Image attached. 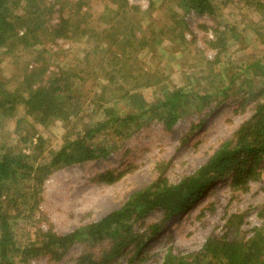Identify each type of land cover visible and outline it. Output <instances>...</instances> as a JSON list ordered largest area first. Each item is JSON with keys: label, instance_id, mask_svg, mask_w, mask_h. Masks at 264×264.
<instances>
[{"label": "trees", "instance_id": "trees-1", "mask_svg": "<svg viewBox=\"0 0 264 264\" xmlns=\"http://www.w3.org/2000/svg\"><path fill=\"white\" fill-rule=\"evenodd\" d=\"M238 1L259 16L264 28V0ZM172 2L185 13L192 11L209 18L217 14L211 0ZM71 6H75V19L71 15L68 19H60L49 33L72 43H80L83 38L89 43L92 37L100 39L101 44L106 45L103 56L117 67H112L109 72L100 68L106 84L98 94L90 97L83 91L85 87H81L80 75L67 69H58L48 75L46 69L29 71L13 89L8 88L9 82L0 78L1 120L13 118L22 107L24 114L41 126L59 121L68 128L58 146L46 153L41 137L37 136L33 144L32 136L20 135L18 126L15 129L17 136L20 135L17 145H0V264H30L42 257L57 264L73 246L85 250L71 258L72 264H117L115 258L126 247L133 246L134 252L127 263L132 264L138 251L160 232L163 225L191 211L200 202L206 188L218 184L232 171V189L246 191L249 183L258 181L261 175L256 163L264 155V89L254 94V87L261 83L264 86V59H253L240 65L225 60L234 28L223 27V31L213 32L212 39L206 44L213 51V58L205 62L203 77L184 73L185 84L177 87L154 75L151 78L148 73L139 79L141 76L136 70L132 73V68L125 71L134 45L140 48L146 42L128 34L111 38L107 32L89 31L76 17L82 7H77L76 2ZM120 7H125L124 1ZM115 12L114 15L119 14ZM12 13L25 15L13 16ZM49 13L42 0H0V56L17 46L30 48L40 43L38 32L44 30L42 17L46 19ZM181 24L184 26L183 17H175L173 25L179 27ZM20 30H23L21 35ZM43 35H48L46 29ZM180 39L183 42L182 34ZM219 65L224 69H219ZM137 88L155 89L152 99L146 100ZM238 96L242 99L240 106L249 96L257 99L250 116L192 174L170 183L160 170L148 186L134 192L118 209L95 222L65 234L55 233L51 226L31 231L42 186L55 171L106 160L152 122L170 131L179 120L204 116L212 105L217 107L228 98ZM19 124L20 120L17 121ZM198 126L199 122L194 128ZM25 146L28 154L22 150ZM119 177L106 174L100 175L98 180L105 182ZM156 210L160 212V220L146 224L144 217ZM257 217L260 224L251 229L248 238L241 231L243 215L233 214L224 222L222 233L209 236L199 250L180 254L168 248L162 261L153 264H264V201ZM104 245L98 254L91 252Z\"/></svg>", "mask_w": 264, "mask_h": 264}, {"label": "rangeland", "instance_id": "rangeland-1", "mask_svg": "<svg viewBox=\"0 0 264 264\" xmlns=\"http://www.w3.org/2000/svg\"><path fill=\"white\" fill-rule=\"evenodd\" d=\"M121 1H124L123 8L120 7ZM211 1L217 9L214 18L198 16L192 11L185 13L172 0H42L43 6L50 11L46 19L42 17L43 29H46L48 35H43L44 30H40V43L30 48L17 46L9 53H2L0 78L9 82L8 88L13 89L29 71L46 69L48 75L58 69H67L80 75L81 87H85L83 91L87 97L100 92L106 84L100 68L109 72L113 67L110 64L112 60L103 56L106 45L94 37L90 43L86 38L80 40V43H72L64 37H54L49 33L50 28L58 24L60 19H68L70 15L75 19V6H71L75 2L77 7H82L76 17L89 31L107 32L111 38L113 35L128 34L129 37L133 35L146 42L144 47L134 45L135 50L130 53L125 66V71L132 68L130 71L133 73L136 70L141 76L139 79L145 78L143 74L148 73L151 78L154 75L156 79H164L170 81V85L180 87L185 84L184 73L191 77H203L205 62L213 58V51L208 49L207 41L212 39L215 30L223 31V27L235 29L231 32L233 38L228 42L225 60L240 65L253 59H264V28L259 16L242 1ZM114 12L119 14L114 15ZM175 17H183L184 26L181 24L175 27ZM126 27L128 32L124 31ZM22 32L20 30L19 35ZM110 47L113 49V46ZM219 69L224 68L219 65ZM125 87L129 89L130 86L126 84ZM263 89L262 83L256 85L254 94ZM137 91L150 101L155 89L137 88ZM240 100L239 96L230 97L217 107L212 105L204 116L179 120L170 131L152 122L124 142L106 160L55 171L42 186L31 231L51 226L55 233L65 234L95 222L118 209L134 192L148 186L160 170L170 183H176L182 177L192 174L250 116L257 99L249 96L241 106ZM198 122L200 126L194 128ZM16 126L20 135L32 136L33 144L37 136L41 137L44 140V153L56 148L68 131L59 121L41 126L33 118L27 117L24 109L19 107L13 118L0 119L1 146L17 145L20 135L17 136L15 132ZM25 147L22 150L28 154V148ZM256 166L261 170V175L258 181L249 183L246 191L232 189V171L220 179L218 184L206 188L200 202L191 211L163 225L160 232L138 251L132 264L160 263L168 248L180 254L197 251L209 236L222 233L224 222L233 214L243 215L241 231L246 238L250 237L251 229L260 224L257 213L264 201V155ZM106 174L120 177L105 182L98 180L100 175ZM159 220L160 212L157 210L144 217L146 224ZM103 247L105 245L91 252L98 254ZM84 250L80 246H73L57 264H72L71 258ZM133 252V246L126 247L115 258L117 264H127ZM30 264L53 263L42 257Z\"/></svg>", "mask_w": 264, "mask_h": 264}]
</instances>
